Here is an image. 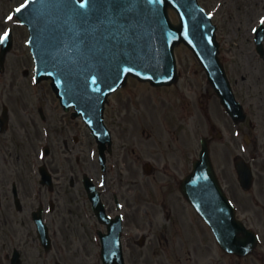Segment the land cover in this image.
<instances>
[{"label":"flooded vegetation","instance_id":"flooded-vegetation-1","mask_svg":"<svg viewBox=\"0 0 264 264\" xmlns=\"http://www.w3.org/2000/svg\"><path fill=\"white\" fill-rule=\"evenodd\" d=\"M238 1L241 15L249 0ZM227 4L230 8L232 1ZM257 5L255 9V5L249 7L258 11L260 18L256 16L242 35L241 41L247 46L236 42V61L223 36L226 68L235 77L234 90L246 111L241 122L235 123L226 111H150L149 115L146 111H106L113 142L103 155V164L98 140L90 136L80 118L72 117L71 111H28L22 121L36 123L40 136L35 129L39 138L34 140L30 127L27 132L31 137L26 136L33 145V141L36 145L46 141L45 160L32 157L27 175L15 174L6 183L5 164L14 154L17 158L19 150L5 141L19 144L16 123L21 116L0 111V264H64L53 257L59 253L58 246L61 253L63 244L68 248V238L75 241L68 228L71 217L79 222L73 225L83 264H103L105 235L111 240L113 258L122 253L124 264H264V43L261 55L254 41V30L264 26V0ZM189 84L183 88L190 96ZM201 133L209 138L216 171L238 217L260 236L253 254L240 256L226 251L210 224L181 192L182 177L197 158ZM223 139H228V144L219 150L215 143ZM238 155L254 171V185L249 190L238 180L234 166ZM42 164L50 170L52 182H42ZM86 174L96 187L97 204L88 194ZM60 193L64 201L61 206ZM70 196L75 202H70ZM41 209L49 248H44L34 219V212Z\"/></svg>","mask_w":264,"mask_h":264},{"label":"water","instance_id":"water-1","mask_svg":"<svg viewBox=\"0 0 264 264\" xmlns=\"http://www.w3.org/2000/svg\"><path fill=\"white\" fill-rule=\"evenodd\" d=\"M169 7L180 23L171 21ZM17 13L30 29L40 78L51 76L64 104L75 103L90 118L101 115L130 73L156 84L174 80V49L182 41L204 63L219 93L226 83L218 72L215 26L198 0H29ZM213 186L219 189L215 181ZM223 204L232 220V207L226 199Z\"/></svg>","mask_w":264,"mask_h":264},{"label":"rangeland","instance_id":"rangeland-1","mask_svg":"<svg viewBox=\"0 0 264 264\" xmlns=\"http://www.w3.org/2000/svg\"><path fill=\"white\" fill-rule=\"evenodd\" d=\"M22 1L25 0H0V35L6 31L9 25H13L15 30L14 47L7 55L5 72L0 74V110L3 104H7L13 115L15 114L18 117L21 116L19 123H16L15 121L20 132L19 144L13 145L10 140L5 141L8 145L11 144L12 149L19 150L16 151L19 153V156L15 158L16 155L14 154V158L10 159V162L5 164L4 174L6 183L11 181L12 177H15V174H20L25 177L30 171L29 163L31 162L32 157L38 156L41 152L38 145H36L33 140L34 145L30 144L26 136L29 135L31 137V135L27 132L29 127L34 134V140L38 135L40 136V127L38 126V130L36 123L29 124L30 121L28 120L22 121L27 117L26 112L39 111L40 108H42L43 111H52L53 114H60L64 111L48 81H42L38 85H36L33 81L31 72L33 71L34 62L29 46L27 45L29 33L27 28L22 26L20 22L12 16V9L17 3ZM222 1L223 4L218 6L217 4L220 0H202V2L210 9L213 7L217 14L216 17L222 20L224 27V32L222 30L223 36L225 34L226 40L228 39V43L230 44L228 48H231L233 53L237 55L238 49L236 47V42L238 40L241 41L242 35L245 33L249 23H252L254 18L257 16L258 11H252L253 9L250 7H252L251 5H255V9L258 6L257 4L259 0H249L244 7L246 9H243L244 13L241 15V10L236 7L235 0ZM227 1H232V6L229 11L236 13V16L233 15L234 13L229 12L228 16L223 18V14L226 15L227 12V9L225 10L226 5H228ZM172 16L176 19V15L174 13H172ZM8 17H12V19H8ZM241 43L243 45L245 44V41H241ZM245 46L247 45L245 44ZM177 57L180 68L186 70V80L190 79L194 85H198L202 88L206 81L203 78L204 75L201 72L202 69L191 51L186 46L180 45L177 48ZM191 65L194 69L199 71V74H194L193 68L186 69L187 66L189 67ZM189 76L190 78H188ZM184 81L185 80H181L180 83ZM177 89V87L172 86L153 88L147 83L130 79L128 85L124 89L110 97L106 111H144V107H142V109L137 107L140 103L139 98L143 95H149L156 101L166 99L165 97H167L166 100L169 105L173 106L174 104L179 106L177 98H174V100L170 99L174 97V94L177 95ZM199 102L200 100L198 99L195 103H192L194 105L191 108L192 111H205L204 108L200 107ZM146 107L148 110H151L150 105L146 104ZM168 111L172 110L168 108ZM16 124L14 126H16ZM35 129L38 130V135ZM227 144L228 139H224L220 143H215L219 150L221 149L220 146ZM6 149L7 147H5V150ZM229 149L232 150L230 146ZM57 197L60 201L59 206H61L64 203L63 194H57ZM70 197L72 199L70 202H75V198L72 196ZM73 223L79 225L77 217L68 218V228L72 232L71 235L74 237L75 241L68 238V248L63 244L65 250L62 253L60 252L58 246L57 251L59 253H54L55 257H53V259H59V261H63L64 264H83L84 260L82 258L83 253L81 251V243L79 242L76 228Z\"/></svg>","mask_w":264,"mask_h":264},{"label":"snow or ice","instance_id":"snow-or-ice-1","mask_svg":"<svg viewBox=\"0 0 264 264\" xmlns=\"http://www.w3.org/2000/svg\"><path fill=\"white\" fill-rule=\"evenodd\" d=\"M25 7V5H22L21 8H17L16 11L19 12L21 11V9ZM8 19H12V17H8ZM262 24H264V20L261 21ZM255 31V30H254ZM8 37V33L5 32L3 36H0V42H2L3 40H5Z\"/></svg>","mask_w":264,"mask_h":264},{"label":"bare ground","instance_id":"bare-ground-1","mask_svg":"<svg viewBox=\"0 0 264 264\" xmlns=\"http://www.w3.org/2000/svg\"><path fill=\"white\" fill-rule=\"evenodd\" d=\"M147 102H148V103H150V100H149V99H147Z\"/></svg>","mask_w":264,"mask_h":264}]
</instances>
